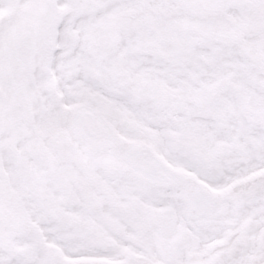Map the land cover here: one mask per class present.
Listing matches in <instances>:
<instances>
[{"label":"snow or ice","instance_id":"6c2138e0","mask_svg":"<svg viewBox=\"0 0 264 264\" xmlns=\"http://www.w3.org/2000/svg\"><path fill=\"white\" fill-rule=\"evenodd\" d=\"M0 264H264V0H0Z\"/></svg>","mask_w":264,"mask_h":264}]
</instances>
